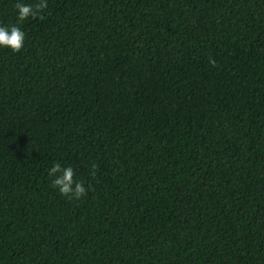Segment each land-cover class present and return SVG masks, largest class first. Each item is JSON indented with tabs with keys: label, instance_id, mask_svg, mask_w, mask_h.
<instances>
[{
	"label": "trees",
	"instance_id": "1",
	"mask_svg": "<svg viewBox=\"0 0 264 264\" xmlns=\"http://www.w3.org/2000/svg\"><path fill=\"white\" fill-rule=\"evenodd\" d=\"M22 27L0 49V264H264V0H48Z\"/></svg>",
	"mask_w": 264,
	"mask_h": 264
},
{
	"label": "clouds",
	"instance_id": "2",
	"mask_svg": "<svg viewBox=\"0 0 264 264\" xmlns=\"http://www.w3.org/2000/svg\"><path fill=\"white\" fill-rule=\"evenodd\" d=\"M48 7V0H14V23H0V49H8L13 53H19L25 46L27 34L22 27L25 20L39 16ZM210 63H215L210 60ZM96 164H91V175H96ZM47 175L51 186L61 196L69 200H79L91 189L76 176V170L72 165H62L59 161H53L47 169Z\"/></svg>",
	"mask_w": 264,
	"mask_h": 264
}]
</instances>
